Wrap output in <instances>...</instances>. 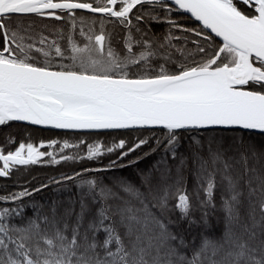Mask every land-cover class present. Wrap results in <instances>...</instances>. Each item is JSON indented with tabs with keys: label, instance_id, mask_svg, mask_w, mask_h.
<instances>
[{
	"label": "snow or ice",
	"instance_id": "obj_1",
	"mask_svg": "<svg viewBox=\"0 0 264 264\" xmlns=\"http://www.w3.org/2000/svg\"><path fill=\"white\" fill-rule=\"evenodd\" d=\"M145 6L144 14H137ZM157 8L168 15L169 32L159 40L136 38L132 29L142 33L139 22L145 16L157 19ZM80 11L99 14V31L96 20L89 22ZM173 12L190 14L202 28L183 27ZM32 18L64 25L53 26L50 39L45 34L49 26L38 27ZM113 22L128 29L122 52L105 28ZM190 37L194 51L187 43H173ZM215 38L222 44L209 55L201 41L211 47ZM0 39V126L17 121L88 132L165 130L163 140H157L164 155L153 170L141 173L139 186L119 179L109 186L99 176L76 173L63 178L75 184V197L54 198L32 216H25L19 204L0 209V264H264V165L256 166L264 159V147L253 145L229 156L231 146L213 138L207 148L195 140L189 155L178 152L181 137L189 133L193 139L198 130L264 135V0H0ZM148 143L64 141L60 151L84 144L87 155L81 159L106 153L122 159ZM57 144L20 143L15 151H0V177L44 157L59 164L53 152L40 150ZM189 159L207 204L213 202L217 172L229 192L221 205L223 234L202 239L191 258L185 236L173 231L179 221L171 218L178 210L180 221L194 223L185 176ZM120 166L115 160L111 165ZM30 195L23 191L0 200L15 202Z\"/></svg>",
	"mask_w": 264,
	"mask_h": 264
},
{
	"label": "trees",
	"instance_id": "obj_2",
	"mask_svg": "<svg viewBox=\"0 0 264 264\" xmlns=\"http://www.w3.org/2000/svg\"><path fill=\"white\" fill-rule=\"evenodd\" d=\"M147 7L148 6H145V8L141 9L137 14L143 15ZM169 7L171 6L169 5ZM133 11L136 12L137 10L134 9ZM153 14L157 19L153 20L145 16V19L139 22V26L143 29L142 33L136 32L135 28L132 29V34L136 38L159 40L169 32L170 25L168 24V15L159 8H157ZM78 15L85 17L89 22H91V19H95L96 24L94 27L96 31H99L100 16L80 12H78ZM171 16L185 28H195L196 30L201 29L199 25L182 14L173 12L171 13ZM32 19L35 20L38 27H42L43 25L49 26V29L45 34H49L50 39L52 38L50 35L52 27L64 25V22L62 21H54L45 18ZM137 23L138 22L133 19V24ZM105 28L112 33L113 46L122 52L123 38L128 34V29L115 22L106 23ZM85 30L87 31V28H85ZM65 31H67L66 26ZM171 31L179 36H190L189 33H182L175 29H171ZM74 38L78 42L81 40L78 33L75 34ZM191 38L193 37H190L187 42L174 40L173 43L179 46H183L184 43H187L188 49L194 51L195 45L190 42ZM60 42L62 45L66 43V41L63 40ZM201 43L208 49L209 55L218 50V46L221 45L216 39L210 42L211 47H208V43H205L204 41H201ZM0 47H2V39H0ZM202 56L203 54L197 56L196 59L200 60ZM172 67L174 66L169 65V68ZM164 135L165 130L163 129L107 133H63L36 129L11 122L7 125L0 126V151H3L5 154L8 151H15L20 143H33L35 146L39 147L40 143L48 145L51 141H57L58 144L55 147H45L40 150L53 152L57 159L60 160L59 164H53L50 162L49 157H44L41 163L15 167L10 176L6 178L0 177V197L11 196L23 191H29L32 193V195L23 197L20 201H9L8 203H5L0 200V209L4 207L15 208L19 204L25 216H32L34 215L35 208L49 204L54 198L58 197L61 200H67L69 197H75L77 195L75 184L73 181H66L63 178L65 176H75L76 173L86 175L88 178L99 176L104 178L105 181L109 183V186H111V182L118 179L139 186L141 184V173H147L153 170L154 167L158 165L161 156L164 155L163 146L157 147V140H163ZM213 138H215L216 141L223 142L225 147L231 146L228 153L229 156H238L239 152L250 151L253 145L258 148L264 147L263 135L241 131L213 130L199 131V134L195 135L193 139H190L189 133H185L181 137V146L178 149V152L183 155H189V146L194 144L195 140H202L205 144V148H207L209 140ZM121 139L125 140L128 145H134L141 139H147L149 143L143 145L140 149H137L135 152L130 153L129 156L123 157L122 159L117 158V153H106L104 156L93 160H88L86 158L81 159L79 157H86L87 155L86 145L84 144H80L78 148L65 149L64 152L60 151L64 141H68L70 144H79L81 140H84L87 141L88 144L99 142L111 146L112 144L119 142ZM241 140L243 142H241ZM215 146L216 145L213 144V147ZM153 149H155V151H153ZM64 155H73L77 158L65 161L62 159ZM114 160L121 166L111 167ZM169 163H173V161L169 159ZM251 163L254 162L250 161V164ZM261 165H264V161L262 160L261 164L256 166L260 167ZM96 169H105L106 171L97 172L95 171ZM209 170H211V166L209 167ZM236 171L243 172V169L240 168L239 165H236ZM185 176L187 192L191 197L192 202L190 219L194 221V223L189 225L187 220L180 221L178 210L171 213V218L179 221L178 226L173 225V231L182 233L185 236V239L189 244V248L186 250V255L191 258L193 249L199 248L202 239L211 240L223 234L225 228V213L222 211L221 205L222 200L229 195V192L226 183L221 180V174L217 172L213 202L212 205H209L207 204V197L203 189H200L197 183L194 175V165L191 159L188 161V169L185 172ZM54 180L60 181L61 183H53ZM77 182H79L78 179ZM45 184H47L48 187H42V185ZM38 188L41 190L36 191ZM247 195L248 189L245 188V199L247 198ZM205 214H207L206 225L204 222Z\"/></svg>",
	"mask_w": 264,
	"mask_h": 264
},
{
	"label": "water",
	"instance_id": "obj_3",
	"mask_svg": "<svg viewBox=\"0 0 264 264\" xmlns=\"http://www.w3.org/2000/svg\"><path fill=\"white\" fill-rule=\"evenodd\" d=\"M170 6H172L171 4H169ZM174 7V6H172ZM83 12V11H80ZM83 13H87V12H83ZM91 14V13H88ZM184 15L185 17L189 18L190 20H192L193 22H195L197 25H199L202 28V25L199 24V22L195 21L194 18L190 17V14H186V13H179ZM92 15H97L99 16V14H92ZM207 31V30H206ZM214 35V34H212ZM216 40H218L221 44L222 41L219 38H215ZM11 123H17V124H21V125H25V126H29L32 128H36V129H41V130H48V131H56V132H63V133H107V132H117V131H131V130H154V129H159V128H145V129H126V130H106V131H101V132H88V131H74V130H63V129H54V128H50V127H44V126H37V125H29L25 122H17V121H13ZM213 130H220V131H241V132H247V133H253L256 134L253 131H249V130H239V129H221V128H215V129H205V130H198V131H213ZM259 135V134H256ZM264 136V135H263ZM2 163V162H1ZM18 167V166H17ZM1 178H6V177H1Z\"/></svg>",
	"mask_w": 264,
	"mask_h": 264
},
{
	"label": "rangeland",
	"instance_id": "obj_4",
	"mask_svg": "<svg viewBox=\"0 0 264 264\" xmlns=\"http://www.w3.org/2000/svg\"><path fill=\"white\" fill-rule=\"evenodd\" d=\"M80 13H83V12H80ZM85 14H88V13H85ZM97 16V15H96ZM262 161H264V159H262Z\"/></svg>",
	"mask_w": 264,
	"mask_h": 264
},
{
	"label": "flooded vegetation",
	"instance_id": "obj_5",
	"mask_svg": "<svg viewBox=\"0 0 264 264\" xmlns=\"http://www.w3.org/2000/svg\"><path fill=\"white\" fill-rule=\"evenodd\" d=\"M46 19V18H45ZM2 45H3V41H2Z\"/></svg>",
	"mask_w": 264,
	"mask_h": 264
}]
</instances>
